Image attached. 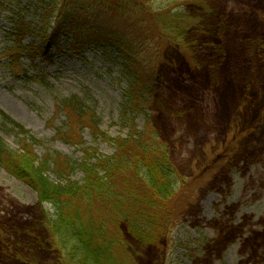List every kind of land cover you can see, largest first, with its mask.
<instances>
[{"label": "rangeland", "instance_id": "obj_1", "mask_svg": "<svg viewBox=\"0 0 264 264\" xmlns=\"http://www.w3.org/2000/svg\"><path fill=\"white\" fill-rule=\"evenodd\" d=\"M195 1L199 6L183 9L202 28L180 46L169 45L141 12L120 19L142 44L144 75L157 73L156 102L147 116L132 118L138 130L168 147L183 179L169 200L165 235L135 243L125 234L132 256L124 264H264V0ZM24 6L37 22L34 2ZM17 11L15 3L0 0V109L38 140L33 147L40 159L55 152L77 164L68 179L82 184L78 164L87 152L112 156L115 143L108 138H126L131 130L132 121L122 119L128 85L123 61L88 48L83 56L67 51L52 61L24 57L27 75L13 74L4 50ZM36 40L28 36L24 43ZM73 97L101 120L98 136L59 110L61 100ZM7 130L0 119V137L19 151L23 135ZM54 213L33 188L0 167V264H59L44 223Z\"/></svg>", "mask_w": 264, "mask_h": 264}, {"label": "trees", "instance_id": "obj_2", "mask_svg": "<svg viewBox=\"0 0 264 264\" xmlns=\"http://www.w3.org/2000/svg\"><path fill=\"white\" fill-rule=\"evenodd\" d=\"M10 1L18 8L11 18V43L4 50L11 73L27 75L21 67L24 57L33 62L38 58L52 61L56 54L67 51L83 56L88 48L114 52L123 61L128 85L122 119L126 125L132 121L131 130L126 138H108L115 143L112 156L87 152L84 162L78 164L85 174L82 184L68 179L77 164L55 152L40 159L33 147L38 140L0 109L2 127L23 135L19 151L10 149L0 137V167L33 188L41 202L55 208L53 219L44 223L49 240L57 248L59 264H121L129 254L132 256L125 234L135 243L155 242L165 235L163 228L172 215L169 200L183 179L168 147L138 130L132 118L134 113L147 116L151 103L156 102L153 91L157 73L153 69L150 77L144 75L147 65L141 59L142 44L130 34V27L122 28L120 19L126 12H141L154 21L169 45L180 46L186 44L191 31L202 28L197 16L183 9L197 3L32 0L39 11V20L34 23L28 19L27 6L21 7L27 0ZM28 36L39 40L25 45ZM59 110L67 117L74 114L78 118L76 126H88L98 136L101 120L84 101L77 97L63 99Z\"/></svg>", "mask_w": 264, "mask_h": 264}]
</instances>
